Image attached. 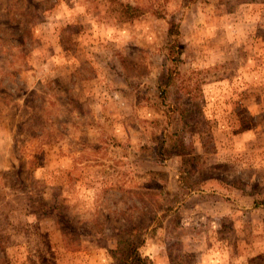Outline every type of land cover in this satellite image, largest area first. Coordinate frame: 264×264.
<instances>
[{
	"label": "rangeland",
	"instance_id": "rangeland-1",
	"mask_svg": "<svg viewBox=\"0 0 264 264\" xmlns=\"http://www.w3.org/2000/svg\"><path fill=\"white\" fill-rule=\"evenodd\" d=\"M134 226L264 264V0H0V264H122Z\"/></svg>",
	"mask_w": 264,
	"mask_h": 264
},
{
	"label": "trees",
	"instance_id": "trees-1",
	"mask_svg": "<svg viewBox=\"0 0 264 264\" xmlns=\"http://www.w3.org/2000/svg\"><path fill=\"white\" fill-rule=\"evenodd\" d=\"M122 6L124 7V9H126L125 11L127 12L128 17H130L131 19L139 17L142 13V11L138 7H132L127 4H124ZM174 28H172V31L176 32L174 34H178L179 30H176V28ZM143 232L144 227H132L126 238L122 237L119 239L117 249L113 250L114 257L118 258L119 256L122 264H151L139 252L140 246L144 244V239L141 238Z\"/></svg>",
	"mask_w": 264,
	"mask_h": 264
}]
</instances>
